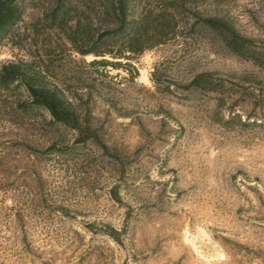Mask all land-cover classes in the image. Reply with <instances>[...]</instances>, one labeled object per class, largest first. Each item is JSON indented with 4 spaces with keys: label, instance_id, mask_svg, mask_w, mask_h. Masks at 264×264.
<instances>
[{
    "label": "rangeland",
    "instance_id": "374dc122",
    "mask_svg": "<svg viewBox=\"0 0 264 264\" xmlns=\"http://www.w3.org/2000/svg\"><path fill=\"white\" fill-rule=\"evenodd\" d=\"M90 60L0 40V78L17 70L0 81V264H264V0H192L129 66ZM30 83L56 90L77 129Z\"/></svg>",
    "mask_w": 264,
    "mask_h": 264
},
{
    "label": "trees",
    "instance_id": "16d2710c",
    "mask_svg": "<svg viewBox=\"0 0 264 264\" xmlns=\"http://www.w3.org/2000/svg\"><path fill=\"white\" fill-rule=\"evenodd\" d=\"M191 1L0 0V40H52L54 47L62 45L80 57L91 56V66L122 68L144 50L164 43L173 33L175 18L187 11ZM26 13L29 18L24 22ZM18 24H22L20 34L15 29ZM200 27L218 38L222 46L240 53L242 41L221 20L206 17ZM16 77V68L10 66L3 69L0 81L6 85ZM206 83L199 74L187 86ZM26 89L33 103L53 122L77 129L76 117L56 90L33 83Z\"/></svg>",
    "mask_w": 264,
    "mask_h": 264
}]
</instances>
